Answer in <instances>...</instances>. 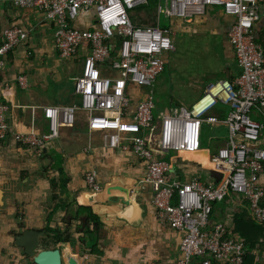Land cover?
Returning a JSON list of instances; mask_svg holds the SVG:
<instances>
[{
    "label": "built area",
    "instance_id": "1",
    "mask_svg": "<svg viewBox=\"0 0 264 264\" xmlns=\"http://www.w3.org/2000/svg\"><path fill=\"white\" fill-rule=\"evenodd\" d=\"M153 6L154 26H138ZM162 0H14L22 10L40 12L54 25L53 43L59 57L72 59L79 50L87 52L80 75L72 79L78 103L44 107V133L33 131L14 135L16 144L39 151L46 141L58 137L61 127H72L76 114L84 113L90 129L102 131L103 146L130 149L143 163L147 183L153 190V207L158 219L183 234L178 264H242L247 250L243 243L226 237L221 224L209 230L214 206L229 194L245 199L255 221L264 224V190L259 176L264 171V146H260L264 124L252 118L264 115V47L255 41L257 26L264 24V0H169L167 15L171 28H160ZM219 8L232 20L223 31V40L232 49L240 73L233 80L208 84L190 108L170 106L154 125L155 99L147 91L132 111L133 97L153 88L175 52L172 36L192 22ZM138 10L145 12L140 15ZM141 17V18H140ZM80 18L88 19L87 29H78ZM264 29V28H263ZM21 28L0 34V72L7 56L24 40ZM26 89V79L17 80ZM226 110L220 119L212 111ZM8 107L0 105V140L7 139ZM227 127V142L213 159L219 186H207L193 176L184 183L172 175L166 153L195 154L202 150L203 132L212 123ZM96 173L84 175L87 187L99 191Z\"/></svg>",
    "mask_w": 264,
    "mask_h": 264
},
{
    "label": "crops",
    "instance_id": "2",
    "mask_svg": "<svg viewBox=\"0 0 264 264\" xmlns=\"http://www.w3.org/2000/svg\"><path fill=\"white\" fill-rule=\"evenodd\" d=\"M231 20L217 7L185 30L213 33L223 40ZM87 25V18L77 22L78 29ZM13 27L24 30L25 38L7 56L0 72V105L8 107L10 127L7 139L0 140V264H35L33 257L13 244L14 237L26 230L45 232L36 253L57 249L61 264H178L184 236L158 219L143 163L130 149L104 147L102 131L90 129L84 113L78 112L75 124L58 129V137L46 141L39 151L15 143V134L47 130L44 107L78 103L72 79L80 75L87 52L79 50L72 59H61L53 43L52 23L40 12L17 8L14 0H0V34ZM239 73L236 63L230 80ZM19 77L26 79V89L18 86ZM144 93L141 90L133 97L132 111ZM167 110L156 106L155 125L147 136L158 131L160 117ZM212 112L221 119L226 115L222 117L219 108ZM252 117L264 124L261 113L254 112ZM208 128L209 143L203 142L200 153L163 156L177 180L187 183L196 176L207 186L221 183L213 159L227 142V127L216 122ZM260 146H264V128ZM89 171L96 173L99 191L85 184ZM259 185L264 190V171ZM79 208L97 217V226L89 228L90 240L84 237L85 226L80 222L85 216L79 213V220L75 218ZM240 220L243 223L237 228ZM245 222L264 228L253 219L245 199L232 193L214 206L209 230L221 224L226 237L253 242L255 248L247 255L252 264H264V231H254ZM65 235L70 239L61 242Z\"/></svg>",
    "mask_w": 264,
    "mask_h": 264
},
{
    "label": "rangeland",
    "instance_id": "3",
    "mask_svg": "<svg viewBox=\"0 0 264 264\" xmlns=\"http://www.w3.org/2000/svg\"><path fill=\"white\" fill-rule=\"evenodd\" d=\"M161 4L160 28L174 27L175 19H171L167 15L169 0H162ZM138 12L140 15L145 13L142 10H138ZM151 19L153 20L152 17L149 20L145 15L141 21L145 26H152ZM135 22L139 23L137 16ZM195 30L174 31L172 28L175 52L167 56L164 73L157 79L153 88L143 90L146 93L147 91L152 92L155 104L161 111L170 106L182 105L190 108L203 94V89L208 84L220 79L230 80L231 76L235 74L236 62L226 42L221 40L219 35L203 31L196 32ZM209 137L210 130L208 128L203 132V142L209 143ZM47 230L53 231L52 229Z\"/></svg>",
    "mask_w": 264,
    "mask_h": 264
},
{
    "label": "trees",
    "instance_id": "4",
    "mask_svg": "<svg viewBox=\"0 0 264 264\" xmlns=\"http://www.w3.org/2000/svg\"><path fill=\"white\" fill-rule=\"evenodd\" d=\"M150 5L151 6L148 8L149 12H147L146 15L149 18V20H150L151 17L153 18V20L152 19L151 20L153 21V25L152 26H154L155 25V18L153 16V11H152L154 3L152 2ZM137 21H139V23H137L136 25L145 26V24L142 23L141 19L137 18ZM263 28H264V24L263 23H261V24H259L257 26L256 32H255V36H256L255 41L257 43L261 44L264 47V29ZM218 108H219V114L221 116H223L224 112H226L225 109L224 108H220V107H217L216 109H218ZM79 213L83 214V216H85L82 220H80L81 224H84V226H85L84 237L86 239L90 240L92 238L93 232L89 231V228L91 226H93V228L97 226V224H98L97 217L95 215H93L90 210L85 209V208H79L78 213H77V215L75 217L78 220H79V218H78L79 217ZM242 223H243L242 220L237 222V224H236L237 228L240 225H242ZM245 224H246V226H249L252 229H254V231H261V230L264 231V228L255 227L251 223L249 224V223L245 222ZM238 230H241V229H238ZM69 239H70L69 235H65L64 239H62L61 242H68ZM243 246L249 252L253 251V249L255 248L253 242H251V243L250 242L249 243L245 242V243H243ZM242 264H252V259L250 257H248V255H246L245 259L242 262Z\"/></svg>",
    "mask_w": 264,
    "mask_h": 264
},
{
    "label": "water",
    "instance_id": "5",
    "mask_svg": "<svg viewBox=\"0 0 264 264\" xmlns=\"http://www.w3.org/2000/svg\"><path fill=\"white\" fill-rule=\"evenodd\" d=\"M45 236V232L36 230H26L23 234L14 237L13 244L24 249V253L33 257L35 264H61L59 250H41L36 253L40 245V239Z\"/></svg>",
    "mask_w": 264,
    "mask_h": 264
},
{
    "label": "bare ground",
    "instance_id": "6",
    "mask_svg": "<svg viewBox=\"0 0 264 264\" xmlns=\"http://www.w3.org/2000/svg\"><path fill=\"white\" fill-rule=\"evenodd\" d=\"M201 152V151H200ZM200 152H198V153H200ZM196 154V153H195Z\"/></svg>",
    "mask_w": 264,
    "mask_h": 264
}]
</instances>
